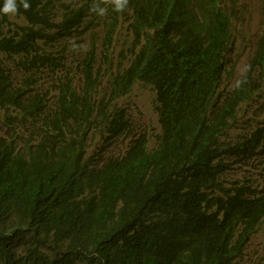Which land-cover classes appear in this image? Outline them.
Here are the masks:
<instances>
[{
  "label": "trees",
  "instance_id": "1",
  "mask_svg": "<svg viewBox=\"0 0 264 264\" xmlns=\"http://www.w3.org/2000/svg\"><path fill=\"white\" fill-rule=\"evenodd\" d=\"M28 2L23 24L0 12V264H240L264 192L229 173L264 153V123L228 140L258 88L249 74L222 91L227 0ZM126 15L139 39L127 66L114 68L110 46L100 62L92 38L82 67L67 66L70 35L104 26L110 45ZM46 70L56 81L43 85L33 77ZM138 83L156 91L153 150L118 105ZM97 130L129 139L124 154L89 155Z\"/></svg>",
  "mask_w": 264,
  "mask_h": 264
},
{
  "label": "rangeland",
  "instance_id": "2",
  "mask_svg": "<svg viewBox=\"0 0 264 264\" xmlns=\"http://www.w3.org/2000/svg\"><path fill=\"white\" fill-rule=\"evenodd\" d=\"M227 4L231 19L232 48L229 54V70L222 91L225 94L230 92L237 87V81L244 80L249 74L254 86L258 88L253 98L240 107L234 126L228 133L229 140L237 139L240 135L251 136L264 123V66L261 68L256 62L257 54L264 52V0H227ZM11 19L19 24L24 23L23 17L15 15ZM103 27L97 26L95 32L87 31L86 27L67 38L69 49L74 53V57L66 61L68 67L75 69L82 67L84 53L91 38L98 48L95 53L100 62L104 61L103 48L110 46L108 55L113 60L114 68H123L129 64L139 43L132 30L131 16L122 17L116 33H112L114 38L110 45L107 43V33ZM33 78L40 80L43 85L56 81L51 70L38 73ZM118 105L133 119L137 131L147 134L148 148L155 149L159 144L162 128L158 119L154 87L138 83L128 95L118 100ZM6 114L7 111L0 108V118L4 121ZM260 135L257 134V137ZM262 140L261 146H264V131ZM128 145L129 139L125 137L111 142L101 130H97L87 151L89 155H95L105 147L106 150L109 148L105 152L106 155L117 156L124 154ZM229 176L232 180L252 184L254 188L264 192V153L252 157L241 167L234 166ZM240 264H264V222L252 237Z\"/></svg>",
  "mask_w": 264,
  "mask_h": 264
},
{
  "label": "clouds",
  "instance_id": "3",
  "mask_svg": "<svg viewBox=\"0 0 264 264\" xmlns=\"http://www.w3.org/2000/svg\"><path fill=\"white\" fill-rule=\"evenodd\" d=\"M104 2L113 3L116 11H124L128 5V0H104ZM20 6H22L26 11L31 7L28 0H19V4L17 3V0H4V4L3 7L0 8V12L11 18L18 13ZM97 7L98 6L94 5L91 10L95 11L97 10ZM99 13L103 15L105 13V9L99 8ZM241 83V81H237L236 86L239 87Z\"/></svg>",
  "mask_w": 264,
  "mask_h": 264
}]
</instances>
